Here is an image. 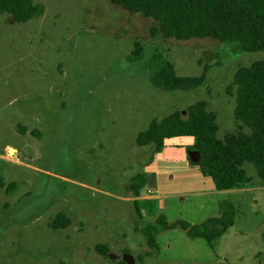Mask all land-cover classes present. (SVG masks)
Here are the masks:
<instances>
[{
    "label": "rangeland",
    "instance_id": "rangeland-1",
    "mask_svg": "<svg viewBox=\"0 0 264 264\" xmlns=\"http://www.w3.org/2000/svg\"><path fill=\"white\" fill-rule=\"evenodd\" d=\"M32 1L43 7L38 18L19 24L0 15V264H113L123 252L136 264H264L256 258L264 251V181L253 166L243 164L239 186L216 191L187 162L193 138L167 140L157 154L134 144L152 120L185 116L198 101L215 115L217 139L247 133L233 118V76L264 63V52L209 38H151L152 19L110 0ZM135 41L144 49L137 60ZM155 53L179 76L206 66L204 83L152 87ZM137 174L147 182L135 198L129 185ZM222 201L234 207V224L211 245L160 230L156 253L144 256L141 229L158 216L198 225L216 217ZM58 213L70 218L68 228H49ZM98 245L116 260L99 255Z\"/></svg>",
    "mask_w": 264,
    "mask_h": 264
},
{
    "label": "trees",
    "instance_id": "trees-1",
    "mask_svg": "<svg viewBox=\"0 0 264 264\" xmlns=\"http://www.w3.org/2000/svg\"><path fill=\"white\" fill-rule=\"evenodd\" d=\"M130 14H141L155 25L149 28L151 38L187 41L209 38L223 44L235 43L240 53L264 52V0H110ZM43 14V7L32 0H0V15H8L15 23L23 24ZM142 45L132 44L131 58L140 59ZM149 61L154 68L149 76L152 87L167 91H191L202 86L207 67L198 76H179L174 66L162 53L152 54ZM233 118L247 133L216 138L215 115L207 110L204 101H198L185 109V116L175 111L161 120H152L147 128L139 132L134 144L137 147L152 146V154L164 148L167 140L193 138L194 144L185 147L187 162L196 167L199 174L209 178L216 191H228L239 186L244 178L243 164L254 167L257 177L264 181V63L254 62L240 67L233 76ZM196 154L192 160L190 155ZM129 188L135 198L146 185L147 178L137 174L131 179ZM0 187L3 181L0 179ZM15 189L14 184L7 192ZM135 204V202H134ZM235 209L222 201L216 217L198 225L183 221L166 222L163 215L141 229L147 252L152 256L157 251L156 235L160 230H182L190 239H203L208 245L219 239L234 224ZM71 225L65 213H58L49 228L61 230ZM262 238L264 241V225ZM95 251L102 256L108 248L98 245ZM127 252H123V254ZM264 261V251L256 255ZM141 260V256L137 258ZM136 261V260H135ZM113 264H125L121 260Z\"/></svg>",
    "mask_w": 264,
    "mask_h": 264
},
{
    "label": "water",
    "instance_id": "water-1",
    "mask_svg": "<svg viewBox=\"0 0 264 264\" xmlns=\"http://www.w3.org/2000/svg\"><path fill=\"white\" fill-rule=\"evenodd\" d=\"M9 150H11V149H9ZM107 258L109 260H116V257L114 255H112V254H108ZM121 261L124 262L125 264H136L134 258L132 256H130L129 254H126V253H124L121 256Z\"/></svg>",
    "mask_w": 264,
    "mask_h": 264
},
{
    "label": "crops",
    "instance_id": "crops-1",
    "mask_svg": "<svg viewBox=\"0 0 264 264\" xmlns=\"http://www.w3.org/2000/svg\"><path fill=\"white\" fill-rule=\"evenodd\" d=\"M5 149H6V153H8V150H9V149H12V151L15 153V156H16V154H17V151H16L15 149H13V148H10V147H6Z\"/></svg>",
    "mask_w": 264,
    "mask_h": 264
}]
</instances>
